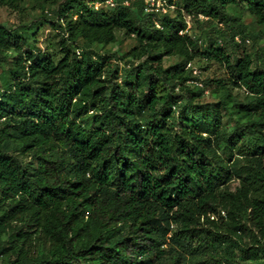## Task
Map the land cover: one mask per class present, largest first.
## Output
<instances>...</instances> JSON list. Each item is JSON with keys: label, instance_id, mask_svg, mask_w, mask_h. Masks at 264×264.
I'll use <instances>...</instances> for the list:
<instances>
[{"label": "trees", "instance_id": "16d2710c", "mask_svg": "<svg viewBox=\"0 0 264 264\" xmlns=\"http://www.w3.org/2000/svg\"><path fill=\"white\" fill-rule=\"evenodd\" d=\"M33 1L59 57L0 24V264H264V50L246 47L264 38V0H168L173 15ZM119 32L138 46L91 49ZM200 57L229 77L203 80Z\"/></svg>", "mask_w": 264, "mask_h": 264}, {"label": "rangeland", "instance_id": "374dc122", "mask_svg": "<svg viewBox=\"0 0 264 264\" xmlns=\"http://www.w3.org/2000/svg\"><path fill=\"white\" fill-rule=\"evenodd\" d=\"M50 8L47 7L45 11H43L33 0H24L22 4L21 12H13L10 11L6 7H0V24H4L7 27L13 29L14 33L22 36H31L37 35L39 39V47L46 52H49L54 56V58L59 57V31L51 26V24L46 23L44 21V14H46V10ZM110 9H113L110 7ZM170 14H174V11H170ZM228 12L234 16L240 17L242 21L246 24H251L253 28L258 29V25L256 24V18L253 17L246 9L239 8L237 6L228 7ZM188 22V28H190L189 32L193 34H198L202 39L204 44L210 43L212 40L208 37L207 31L202 32L198 28V24L190 18L186 17ZM203 20V17H200ZM251 39V38H250ZM138 46V41L133 38L127 36L124 32L118 33L117 42L110 45H103L100 43H92L91 49L97 51L99 53H118L119 55H124L130 52L133 48ZM248 49L254 48V50L262 49L264 50V38H260L255 42L251 39V43L246 46ZM133 63V60H131ZM167 65H172L181 61V57L174 56L165 59ZM139 61H136L135 64H138ZM125 65L124 61H121L120 66L123 67ZM132 65V64H130ZM193 66L195 69L200 72V76L203 80L212 79V78H228V69L218 62L217 60H207L203 58H197ZM129 67V65H127ZM0 88H1V70H0ZM208 92L202 97L203 102H217L222 93L214 94L211 89H207ZM233 94L235 98L239 100H243L244 90L239 88L233 89ZM242 161H239L238 164H241ZM234 178L230 181V191L235 194L238 193V187L241 185V180H243L240 176L241 171L236 168L234 169ZM223 216L227 217V213L223 212Z\"/></svg>", "mask_w": 264, "mask_h": 264}, {"label": "built area", "instance_id": "2783aa9c", "mask_svg": "<svg viewBox=\"0 0 264 264\" xmlns=\"http://www.w3.org/2000/svg\"><path fill=\"white\" fill-rule=\"evenodd\" d=\"M136 1H138V0H123V5L130 6ZM143 1H144L145 13H155V14L161 15V14L171 13L170 11H174L176 9V5L175 4L170 5L168 0H143ZM103 4L109 8L110 7L114 8L119 3L117 0H106L103 3L97 2L95 4V6H96V8H98V7L102 6ZM156 25H157V27H160L159 22H156ZM196 72L197 71H195V73Z\"/></svg>", "mask_w": 264, "mask_h": 264}]
</instances>
